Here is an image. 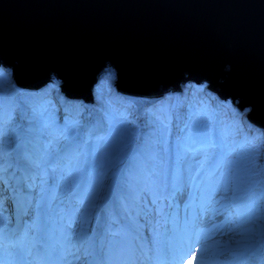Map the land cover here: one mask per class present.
I'll list each match as a JSON object with an SVG mask.
<instances>
[{"label":"water","instance_id":"obj_1","mask_svg":"<svg viewBox=\"0 0 264 264\" xmlns=\"http://www.w3.org/2000/svg\"><path fill=\"white\" fill-rule=\"evenodd\" d=\"M0 65L89 103L109 71L135 106L205 83L264 129V0H0Z\"/></svg>","mask_w":264,"mask_h":264},{"label":"rangeland","instance_id":"obj_2","mask_svg":"<svg viewBox=\"0 0 264 264\" xmlns=\"http://www.w3.org/2000/svg\"><path fill=\"white\" fill-rule=\"evenodd\" d=\"M0 67L4 68L3 65H1ZM5 71H7V73L10 75L11 79L13 80V85L15 86L16 90L19 92L18 94L20 96L26 97V99H28V105L32 106V104H35L38 100L44 98V102H41L40 104H42V107L39 108V112L42 113L44 112L47 108L49 107H54L56 106V104H59V113L63 112L65 109V106H70L72 103L76 104L77 102H80L79 100H67L64 98L63 95H61L60 93L58 94V90L56 89V86L60 85V81L57 79H53L51 83V85H53L55 88L50 87L49 85H47L48 87L44 88L43 90H35V91H22V86H18L15 82H14V78L12 77L13 74L9 69H3ZM108 76V79H103L104 77ZM112 78V80L110 79ZM102 79L104 80L103 84L101 85V95L102 98L100 99V104H104L106 103V101H108L109 103H112L111 105H117L119 102V107L117 108L118 111L114 112L115 114H108L106 112H104L103 110H99L97 111L96 109H100V107L98 106L96 100L95 103L92 104V107L94 108H90V104L86 103L88 105L87 108L83 109L82 106H78L76 107L77 111L79 112V110L82 111V115L85 116L88 119L94 120L96 122V127L95 130H98L100 128H97L98 126V122H97V118H93L94 114H98L101 118H107L110 117L111 115H114V120L117 119L115 118V115H118L119 110H121V107H127L128 109L131 110L130 107V103L128 102L129 100L127 99V101H125L123 98L122 99H118L117 97V91L115 93V91H113V87H114V75L111 71L104 73V75L101 77V81ZM112 81V83H111ZM188 84V83H187ZM191 84V83H190ZM100 85H97L96 88H98ZM112 87V88H111ZM59 89V87H57ZM95 88V89H96ZM116 89V87H114ZM56 89V92H55ZM60 91V90H59ZM178 92V91H177ZM50 98H49V97ZM122 96V95H121ZM48 97V98H45ZM51 97H54L53 99L56 98V102H49L51 100ZM166 97H168V95H164V97L162 96L161 98L158 99V102L160 103L159 105L162 106V101L160 100H164L166 99ZM31 101V102H30ZM155 102V101H154ZM157 102V103H158ZM175 102V101H174ZM173 102V104H174ZM83 103V102H82ZM85 104V103H83ZM166 103L164 102L163 105H165ZM171 104L170 108L173 111L174 109V105ZM156 105H153L152 107H149L147 110L151 111V108L155 110H157ZM234 107H237L239 109V111L245 112V109H241L239 108V106L237 105V102L233 103ZM108 107V105L106 106ZM114 108V106H112ZM111 107V108H112ZM116 108V107H115ZM186 108V107H185ZM184 108V109H185ZM186 110V109H185ZM144 111V110H143ZM187 111V110H186ZM75 112V109H74ZM147 112V111H146ZM113 113V112H110ZM137 113V112H136ZM208 116V113L205 111L203 112ZM140 117V113H137ZM249 114V113H248ZM44 118V117H43ZM132 119H135L134 117ZM190 119H193L192 116L190 117ZM208 119V117H207ZM208 120L204 121V127H205V123ZM141 124L143 125L142 121L140 120ZM113 123V122H112ZM185 125H182L180 123L181 127H188L189 126V121L186 120L185 118ZM252 125H256L253 122H251ZM114 125V124H113ZM101 126L103 127V129L108 128V125L105 123V121L102 122ZM258 126V125H256ZM203 127V129H204ZM94 128V127H93ZM152 129V126L150 125L149 127H143L142 131H149ZM162 129V128H161ZM209 129V128H208ZM206 129V131L208 130ZM163 130V129H162ZM264 131V129H262ZM183 129H181L180 131V137L178 139V137L175 135V139L173 141V145L175 147L176 151H179L181 153L180 159H179V164H180V169L178 170V172H176V181L172 180V185L176 186V191L174 193V196L177 197V199L180 201H183L187 194L188 191H190V183H189V179L192 175V173H194L196 171V168L200 165L203 164V160L207 157L208 152L210 150H205V149H197V150H193L194 146L192 148H189L190 146L184 147L186 144H184V142L181 139V134H182ZM46 133V131H45ZM105 136V135H104ZM98 135L97 137L99 138L98 140H95V134L93 133L89 138V142L94 144H90L86 147L85 149V153H86V159L85 161H89L91 159L92 162H95L96 165L98 164H102L103 163V157L106 154L107 150H109L110 148H112L110 151L114 150L113 147H118L119 145L126 143V141H128L127 138V134L126 133H121L117 136V138L115 139H109V140H102V137ZM67 139H63V142H66ZM11 138H8V140H1L0 141V163L5 159L4 158V154H2L1 152L3 151V149L6 147H8V145L10 144ZM181 141V142H180ZM160 142V141H158ZM161 145H162V140H161ZM262 145V144H261ZM208 148V147H207ZM206 148V149H207ZM237 148H241V147H233L234 150H236ZM95 149V155H91L92 150ZM109 151V152H110ZM159 155L163 158V160L166 159V157L168 156V152L166 151V148L161 146L160 150H159ZM244 151V149L242 150H238L237 152L232 153L231 151L229 152H222V154L225 156V158H223V162L224 164H222L223 170L222 172H218L217 171V178H215L214 180L209 181L206 184V181H208V179H205L203 181H201L199 184V189H201L200 196L198 199V205L194 208L188 209L187 213H186V224L184 223H180L177 225H181L182 228L185 225L187 228L185 231L181 230L180 232V236L178 238V246L179 249L181 248H187L188 246H191V228H195V227H191L192 223L191 221H195V222H202V223H206L207 226L219 222L220 220L224 219V214L218 210H220L224 204L226 202H234L235 200H231V195L234 194V192L231 191H235V187L231 184L230 182V174H229V169L232 168V166L234 164H238L239 163V155H242V152ZM108 152V154H109ZM210 158L212 157V155H215V153L212 151V153H209ZM155 150L153 149V151L151 152V156L152 158L155 156ZM226 159V162H225ZM221 162V161H220ZM76 162L67 164L64 168H65V172H66V177H63L60 186H62V183L68 182L71 177H73L76 174L81 175L82 172H85L84 169V162L80 161L79 163H76V167H74ZM234 163V164H233ZM152 165H153V161H152ZM4 166V165H3ZM167 166L170 168H175V166H173V162L170 161V158H168V162H167ZM46 168V166H45ZM71 170V173H67L68 171ZM158 170H160V173L154 177L153 179V186L142 192V185H139V190L138 188V184L136 182V184L131 185L130 188H128V190H126V193L128 195V200L126 201V208L128 213L133 217V212H134V204L136 202V197L135 195L142 192L143 193V199L145 200V203L142 204V208H140L138 211H136L137 217H140L141 215V221L143 218H145V216L150 217L151 219L157 218V212H154V187H156L157 185H159L160 182H162L161 184H164L166 182V179L163 178L162 176V171H163V163L159 162V168ZM63 171V167L61 168V174ZM150 172V171H149ZM121 174V166L118 168H114L112 170L107 171L105 174L101 175V177L98 179V181H95V185H97L94 189L93 192H95V194L92 197V201H89V204L86 208L84 209H79V210H75L77 211V217L79 218L78 221H73L72 224L70 225H66V222H64V220H61V222H57V223H50L49 226L47 227V229H43L42 232H46L47 236H50L51 241L53 243V253L48 257L51 261L54 262V264H85V260L86 257L85 255L87 254L85 251L86 248V244L88 241H90V238L92 236H94V225L92 222V219L94 218V216L99 215L100 214V210H99V206L102 203V198L104 197V194H106V192L111 189L112 193L114 194L118 188V185L121 184V180L123 177V174ZM64 175V174H63ZM69 178V180H68ZM189 183V184H188ZM47 184L45 183V186ZM223 185V187H222ZM203 187V188H202ZM83 188V185H79V190ZM76 187H71L70 190L68 191L69 194L73 193ZM193 191V187L191 188V193ZM198 191V186H197V190L195 188V192ZM44 192H46V190H44ZM156 192H158V190L156 189ZM210 195H212V198H210ZM111 198H112V194H111ZM114 198V197H113ZM195 201V195L193 198V202ZM230 202V203H231ZM115 203L116 200L114 199L112 201L113 207H115ZM153 203V204H152ZM6 205L3 201H0V216H3L2 221H1V225L3 226L4 224V219L6 218L8 211L4 210L2 208V206ZM230 205V204H229ZM86 206V204L84 205ZM215 208L214 212L211 214L209 213V208ZM165 208V206L163 205L161 207V209ZM200 208V209H199ZM199 209V210H198ZM107 210V208L105 209ZM104 210V213H106ZM121 222L123 223V225L126 227L127 225L125 224L124 220L119 216ZM184 219V217H183ZM9 221V218L7 219V222ZM153 222V219H152ZM157 224H153L150 232L154 234V228ZM34 224L33 223H27L25 228V232L24 234H26L28 236L29 241L25 242V246L23 251L25 252L26 258L28 260H30L32 253H33V246H31V244H33L37 239H38V233H36L35 235H33V230H34ZM203 233L201 234V237H206L208 236V232H207V228L205 226H201ZM127 229V228H126ZM175 230V226L174 227H170V232H174ZM117 231L114 230L113 232ZM112 232V233H113ZM182 232L184 233V235H182ZM106 234L103 235L101 237V245H100V249H107L108 246H111L114 244L113 248L114 250L116 249V246L118 244L117 238H119L118 235L113 236V234ZM240 233V236H237V234ZM226 236L231 237L233 240L239 241L242 244L238 245L241 246V248L239 249L241 251V253H243L245 250V254L241 259H245V260H249V257L251 255H253V252L255 249L251 248V246L253 244H257L258 240L257 239H252V238H256V236H254V234L249 235L248 232H244V230L242 228H235L234 225H231L230 228L225 231L224 233ZM114 237V238H113ZM200 237V238H201ZM155 239H158L156 242H158V245H154L152 244V248L155 250V253H153V255H156V250L157 247H159L160 245V240L163 238V236H154ZM169 239V244L168 247L169 249H174L176 250L175 244H174V236H168ZM103 244V245H102ZM243 244H247L246 246H244ZM233 249H237V247H233ZM3 250V249H2ZM6 254H8V249L4 250ZM234 251L233 250H227L226 251V257H231L233 255ZM223 257V251L221 252L220 258ZM188 260L190 261V257L189 255L187 256ZM205 262V261H204ZM185 264H190L189 262H186Z\"/></svg>","mask_w":264,"mask_h":264},{"label":"trees","instance_id":"obj_3","mask_svg":"<svg viewBox=\"0 0 264 264\" xmlns=\"http://www.w3.org/2000/svg\"><path fill=\"white\" fill-rule=\"evenodd\" d=\"M0 70V140L8 139L17 132L19 126H21L22 120H24L20 118L22 115H25V120L30 126V128L25 127L27 135H31L34 132L35 127L38 128L42 134L44 126L47 127L48 133H43V137H45L42 144L44 150L46 146L51 143L58 145L63 138H71V133L68 132L75 131V126L78 125L81 120L72 119L67 113H64V116H62L61 112L59 113V104H56L54 107L47 108L39 115L38 118L35 119L37 113L35 112L33 106L34 104H32V106L28 105L27 101L29 100L26 99V97L20 96L21 94H18L19 92L13 85V80L7 71L3 69ZM106 78L108 79V76L103 79ZM103 79L102 82H100L101 85L104 82ZM110 79L112 80V78ZM107 82H109V79ZM101 85L95 89V99L100 107V109L98 108L96 110H103L108 114H115L112 111V106L115 105H111L112 103H109L108 101H106L103 105L100 104V99L102 98ZM49 86L54 87L51 84ZM56 89L59 94L60 89H58L57 86ZM112 89L113 91H117L114 87ZM211 92L207 91L204 85H197L193 83L192 85H186L183 90V94L179 95L180 101L183 105H185L184 107H187L189 114H191L193 118L190 119L188 127H185V129L182 127L183 131L180 140L186 144L184 147L201 145L202 147H208L211 149V151L208 152L207 157L203 160V162H206L204 166L214 163L220 164L221 162L218 161L222 158V152L231 151L234 153L237 152V149H244L242 155L238 156L239 163H233L234 165L229 169V180L235 187V192H239L234 203V207L240 209L241 215L243 217L245 216L243 220L250 221L247 226L248 231H250V233L257 234L259 238H261L259 233L261 227L264 226V222L257 220L256 217L261 215L260 206L264 204V131L249 123L247 117L249 110H245V112L242 113V111H239L237 107L232 105L231 100L219 98L217 94ZM53 98L54 97H51V99ZM175 100L176 95L171 94L166 97V99L161 100L162 106L156 105V108L160 110L159 112H162L159 120L163 125V129L166 126V122L170 120L168 115L172 112L170 105L173 104ZM53 102H56V98L53 99ZM164 102L166 103L165 105H163ZM78 104L81 105L82 103H72L70 106H80ZM107 105L108 107H106ZM118 105L119 104H117V106ZM127 107L122 106L121 110H119V115H122V117L115 120L113 117V121L111 122L114 124V132H126L127 138L132 140L138 132V126L135 124L137 123V119H132L133 117L136 118V116L132 114V108L130 110ZM205 111L208 113V116L203 113ZM3 117L5 119H3ZM43 117H45V119H43ZM61 118L65 120L64 122L67 123V127H63L58 124V120ZM145 118L147 123H149L147 119L151 120L156 117L153 113H151L147 114ZM205 120L208 121L205 123L204 127ZM71 127L74 128V130H71ZM206 129L208 130L206 131ZM164 135L166 137L162 141V145L155 147L154 143L152 148L156 152L157 150H160L161 146H163L166 148V151L169 152L170 147H172L173 157L178 158L179 151L175 150L173 145L174 139L171 136V131H166ZM147 141L148 138H145L143 144H147ZM127 143L128 142L126 141L124 144ZM235 146L241 148L234 150L233 147ZM86 147L87 144L83 145V152H85ZM113 148L114 150L110 151L112 149L111 148L106 152L103 157V163L96 165L100 168V170L105 169L109 171L110 168L113 167L114 163L117 165L122 161L123 154L125 155L123 144L120 147L118 146ZM152 148L150 151H153ZM212 151L215 155H212L210 158L211 154L209 153H212ZM147 152L146 148L142 145L141 151H138L137 154L131 156L130 166L132 167L135 163H140V165H142V157L144 158V156L147 161L149 158ZM159 152L160 151H158L156 155L160 156ZM6 157L10 160V155L7 154ZM93 163L91 161V163H89V167L93 166ZM134 168L137 169V166H134Z\"/></svg>","mask_w":264,"mask_h":264},{"label":"bare ground","instance_id":"obj_4","mask_svg":"<svg viewBox=\"0 0 264 264\" xmlns=\"http://www.w3.org/2000/svg\"><path fill=\"white\" fill-rule=\"evenodd\" d=\"M0 69H3V68L0 67ZM190 83H192V84L195 83L197 85H204L205 86V89L207 91L211 92V89L205 83L204 84H198L196 82H190ZM190 83H188L187 85H192ZM53 88H55V87H53ZM172 93H173V91L172 92H169L167 95H171ZM174 94H176V92H174ZM177 94H179V93H177ZM117 97H118V99H122L123 98L125 101H127V99L125 97L121 96L118 93H117ZM135 103H137V102H135ZM140 103H137L136 104V107L137 108H139L141 106ZM118 104H119V102H118ZM78 105H80V104H78ZM89 106H92V104H90ZM117 108H120V107L117 106V105H115L112 111L113 112L118 111ZM74 109L77 110L76 107H74ZM183 109H184V107L181 104H179V105L174 104V109H173L172 113L171 114H168L170 121L164 127V129L162 130V132L171 131L173 125L176 123V119H179L180 122H181V124H183V122H185V118L186 117H191L192 116L191 114H188L187 112H185V109L184 110ZM155 111H160V110H155ZM119 114L120 113H118V115H115V118L120 119L119 117H122V115H119ZM165 116H166V114H165ZM147 120L151 122L150 119H147ZM85 121H86L85 122V125L92 126V127H96V125H95L96 122L94 120L85 119ZM62 126L65 127L66 124H62ZM146 129H147V127H146ZM113 132H114V125H113V123H111L108 126L107 133H106L105 137L102 140H105L106 137L108 135L112 134ZM13 139H16V138H13ZM38 152L39 151H36L35 153H38ZM32 158H34V157H32ZM32 158H31V154H29V156H22V162H20V163H18L16 161V159L11 163V159H10L9 162H8V168H9V170H11V169L22 170L24 168H31V167L34 166V164H29V160H31ZM35 171H38V169H36ZM10 174H12V172H6V175L9 176ZM63 174L64 175L66 174L65 168H63L61 177L58 180H56L53 183H51L48 186V188H47V194H48L47 203H49V204H48V206H44L43 207V214L44 215H46L48 213V211H51V213H52L54 210H56V208L54 206V203H56V201H55V195H56V191H57V189H58V187H59V185H60V183H61V181H62V179L64 177ZM47 181H48V179H47ZM41 182L42 183L41 184H38L37 186L38 187H41L43 189L44 186H42V184L45 181H41ZM89 189H91V188L89 187ZM198 191H201V189H198ZM166 196L167 195H163V198L165 199ZM154 198H155L154 200H158L160 198V196H156ZM210 198H212V195H210ZM227 210L228 209L225 208V211H227ZM152 219H153V222L156 220L154 217ZM49 220H50V218H46V220H44V222H48ZM57 220H59V219L54 218V221H57ZM234 221H236V218H234ZM222 229L225 230V231H227V229L224 226H223ZM0 231H1V224H0ZM14 233H16V231H15V229L12 228L11 230H8V233L6 234V238L10 242L12 241L14 243L12 245L13 252L12 253H9V254H6L4 250H1L0 249V264H35V262H36L35 259L28 260L26 258L25 252L23 251L24 246H25V238H24V236L23 235H18V239L15 240ZM124 234L125 233H123V235ZM200 234H201V229H198L197 234L195 236L198 237ZM240 235H241L240 233L237 234V236H240ZM95 241H96V238H94L92 240V250H91V253H89V256L87 258V259H89L88 260V264H103L102 259H101V255H100V252H99V249H98V246L95 243ZM51 242L52 241L47 240V239H44L43 241L40 242V247H42V248L45 249V252L43 251V255H45V254L46 255H50L51 254ZM150 242H151V239H150ZM163 242L169 244V239L167 237V233L165 234V231L163 232L162 243ZM199 243H200V239H199V242H195L191 246H188L187 249H186L187 251H189V249L191 248V250L189 252H192L193 251V253H195L196 250H199V252H200L199 253V256H195L192 259V263L191 264H201V260H202L201 253L204 250H206V251L203 252L204 255H206V252H207V253H210L211 254V257L212 258H215V256L218 255V254H220L221 251L227 246L228 241L226 240V238L222 237V238L216 239L215 241H212L210 243V246H208L206 248L198 247L199 246ZM127 248L129 249V247H127ZM162 255H165V252L162 251ZM111 256L117 258V257H119V253L118 252L113 253V254H111ZM151 256H153V255L151 254ZM182 256H183V253H181V257ZM237 256H239V254H236L233 257L235 258ZM181 257L177 256L176 258H174L173 261H168L167 260V257H162L161 258L160 256H158V258H156V259H158V261L155 264H181ZM40 258H43L42 264H54V262L51 261L46 256L45 257L44 256H41ZM153 259H154V257H151V260H153ZM133 260H135V258H134V251H132V253L129 256L124 257V264H132L131 261H133ZM163 260H166L165 263H162ZM214 260H215V262L212 263V264H216L219 261L222 264H227V262L231 261L232 258H226V257L225 258H221V259L220 258H215ZM203 261H204V259H203ZM183 264H185V263H183Z\"/></svg>","mask_w":264,"mask_h":264},{"label":"snow or ice","instance_id":"obj_5","mask_svg":"<svg viewBox=\"0 0 264 264\" xmlns=\"http://www.w3.org/2000/svg\"><path fill=\"white\" fill-rule=\"evenodd\" d=\"M260 212L261 215L259 217H256V219L264 222V204L260 206ZM259 234L261 237L260 243L264 244V226L261 227ZM190 250L191 248L189 249V251ZM260 251L261 255L259 257L250 258L249 260H243L239 257H236L234 260L230 261L229 264H264V247H262ZM186 255L187 253H185V255L181 257V264H183V260ZM201 264H203V259L201 260Z\"/></svg>","mask_w":264,"mask_h":264}]
</instances>
